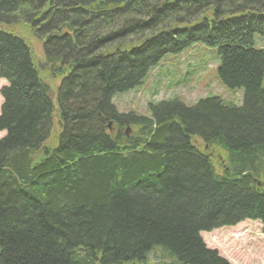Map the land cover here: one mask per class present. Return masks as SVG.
<instances>
[{"label":"trees","instance_id":"trees-1","mask_svg":"<svg viewBox=\"0 0 264 264\" xmlns=\"http://www.w3.org/2000/svg\"><path fill=\"white\" fill-rule=\"evenodd\" d=\"M255 35L264 0H0V264H230L200 233L264 232ZM195 44L215 48L240 106L117 110L115 94Z\"/></svg>","mask_w":264,"mask_h":264},{"label":"rangeland","instance_id":"rangeland-1","mask_svg":"<svg viewBox=\"0 0 264 264\" xmlns=\"http://www.w3.org/2000/svg\"><path fill=\"white\" fill-rule=\"evenodd\" d=\"M255 42L264 49V36L255 35ZM36 51L39 53L37 48ZM219 61L215 48L202 44H195L179 55L168 54L150 71L145 83L115 94L112 103L119 112L142 115L149 114V103L174 97L193 105L201 98L218 96L225 104L240 106L242 89L226 88L217 79ZM4 85L6 81L0 78V88ZM1 101L0 96V104ZM3 135L0 131V138ZM200 236L206 247L215 249L230 264H264V233L258 221L244 220L234 226L202 231Z\"/></svg>","mask_w":264,"mask_h":264}]
</instances>
